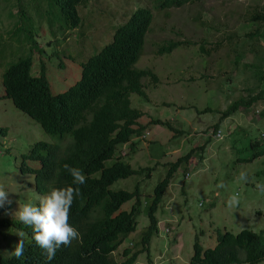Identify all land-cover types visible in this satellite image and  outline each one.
<instances>
[{"label":"rangeland","instance_id":"1","mask_svg":"<svg viewBox=\"0 0 264 264\" xmlns=\"http://www.w3.org/2000/svg\"><path fill=\"white\" fill-rule=\"evenodd\" d=\"M159 1L86 0L78 5L81 23L70 27L57 14L54 0H0V126L6 127L0 132V187L12 201L0 207L1 218L18 220L15 213L24 204L38 206L47 194L35 190L33 173L21 171L22 154L40 140L58 144L65 154L72 140L68 134L61 137L44 131L4 95L6 66L20 55L31 54V72L46 74L52 92L64 91L80 78L82 63L112 39L116 27L137 7L147 6L153 18L135 66L150 68L158 81L142 78L147 97L130 93L131 106L144 111L138 117L144 123V135L134 137V146L120 145L113 157L151 169L149 176L132 174L109 186L128 190L137 186L142 200L135 230L113 255L122 260L125 247H141L139 240L148 224L147 201L154 186L169 161L201 144L204 148L192 151L188 164L174 171L156 211L158 231L149 249L141 251L133 264H185L193 252L195 235L205 248L214 247L217 233L224 230L252 228L263 230L264 236V187H257L264 186V153L245 160L264 146V115L251 111L253 106L264 109L263 102L220 119L231 101L264 85L260 77L264 74V35L249 34L257 24L264 26V19L253 18L258 10L263 11L264 0H195L164 6ZM168 38L184 40V44L158 53ZM155 119L169 121L179 132ZM218 127L221 137L215 135ZM113 157L105 164L111 165ZM27 163L40 166L39 161ZM242 172L247 182L240 179ZM232 196L239 202L230 206ZM133 202V198L123 202L120 209L129 210ZM28 239L25 231L0 226L3 255ZM244 253L240 248L241 258ZM254 264H264V258Z\"/></svg>","mask_w":264,"mask_h":264},{"label":"trees","instance_id":"2","mask_svg":"<svg viewBox=\"0 0 264 264\" xmlns=\"http://www.w3.org/2000/svg\"><path fill=\"white\" fill-rule=\"evenodd\" d=\"M85 1L54 0V4L57 14H61L59 17H64L70 27H76L81 23L78 5ZM188 1L195 0H160L159 4L179 5ZM262 9L253 18L264 19V4ZM152 18L149 7H137L116 27L112 39L82 63L80 78L64 91L52 92L46 74L42 72L35 75L31 72V54L18 56L4 69V95L36 120L44 131L72 137L65 154L60 153L58 144L42 140L35 142L27 153L22 154L21 171L34 174V187L38 193H48L53 187L74 186L72 177L63 169L65 164L80 168L86 176V183L79 186L81 195L71 205L68 220L80 233L81 241L73 240L67 247L62 245L49 261L44 250L37 246L31 228L19 220L0 217V226L11 225L29 235V239L23 242V256L19 259L15 257V244L11 254L3 255L0 252V264H133L141 251L149 249L151 237L158 231L156 211L174 171L180 164H188L192 151L205 146L201 144L191 148L168 162L164 176L158 180L147 201L148 224L139 240L141 247L132 250L127 246L122 251L124 259H116L113 251L135 230L142 200L137 186L133 190L111 189L109 186L118 178L132 174L144 173L149 176L151 169V166L133 167L121 156L114 158L113 155L134 133L144 129V123L138 120L144 111L131 106L130 93L147 97L142 78L150 76L154 82L158 81V75L150 68L135 66ZM249 34L264 35L263 24H257V28ZM31 36H28L29 39ZM183 42L168 38L157 51L162 54L170 52ZM215 43L219 45V42ZM32 44H36L35 39ZM260 77L264 79V74L261 73ZM252 91L249 89L246 97L231 101L221 111L220 119L241 108L250 109L252 105L262 102L264 105V85ZM251 111L264 115V109L260 110L256 106ZM154 122L166 124L179 132L167 120L155 119ZM4 131L5 127L0 126V132ZM261 153H264V146L245 160H251ZM111 157L112 164L106 165L105 161ZM27 160L39 161L40 166L32 167ZM132 198L134 202L129 210L120 209L123 202ZM262 231L257 232L252 228H242L236 233L224 230L217 233V244L208 248L195 235L193 252L185 264H254L264 258ZM202 232L206 234L204 229ZM240 248L245 251L242 258L239 256Z\"/></svg>","mask_w":264,"mask_h":264},{"label":"clouds","instance_id":"3","mask_svg":"<svg viewBox=\"0 0 264 264\" xmlns=\"http://www.w3.org/2000/svg\"><path fill=\"white\" fill-rule=\"evenodd\" d=\"M134 126L136 125L134 124ZM1 127L4 128L3 126ZM218 129L220 128H217L215 130V135ZM143 135L144 133L142 132L134 133L131 139L123 143V145L134 143V146V137L136 136L135 139H142ZM262 135H264V132L262 133ZM127 145H124L123 147H126ZM126 151L127 149L123 150L124 153ZM63 169L72 177V185H74L75 187H53L46 195L40 198L38 206L30 203L24 204L15 213L17 219L22 224L32 229L33 238L37 246L44 250L46 259L49 261H51L55 257L56 250L59 249L62 245L67 247L71 245L73 240H82L78 230L71 226L68 223V220L71 205L73 204L74 200L81 195L79 186L86 183V176L78 167H70L69 165L65 164L63 165ZM57 172L59 173V169L57 170ZM186 176H188V172H186ZM240 179L247 182L249 178L246 173L242 172L240 174ZM257 187L261 188L264 186L257 184ZM238 202V198L236 196H232L229 200V205L233 206ZM5 203L11 204L12 201L9 199V192L5 191L3 187H0V207H2ZM20 235H23V233H21ZM23 254L24 243L23 240H20L16 244L14 255L17 259H19L23 256Z\"/></svg>","mask_w":264,"mask_h":264},{"label":"built area","instance_id":"4","mask_svg":"<svg viewBox=\"0 0 264 264\" xmlns=\"http://www.w3.org/2000/svg\"><path fill=\"white\" fill-rule=\"evenodd\" d=\"M216 135H217L218 137H221V130H220V129H218V130L216 131Z\"/></svg>","mask_w":264,"mask_h":264},{"label":"crops","instance_id":"5","mask_svg":"<svg viewBox=\"0 0 264 264\" xmlns=\"http://www.w3.org/2000/svg\"><path fill=\"white\" fill-rule=\"evenodd\" d=\"M159 223H160V221H159Z\"/></svg>","mask_w":264,"mask_h":264}]
</instances>
